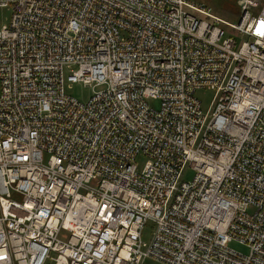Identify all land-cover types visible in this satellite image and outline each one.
I'll list each match as a JSON object with an SVG mask.
<instances>
[{
    "label": "built area",
    "instance_id": "2783aa9c",
    "mask_svg": "<svg viewBox=\"0 0 264 264\" xmlns=\"http://www.w3.org/2000/svg\"><path fill=\"white\" fill-rule=\"evenodd\" d=\"M240 5L238 41L187 0H0V264H264V0Z\"/></svg>",
    "mask_w": 264,
    "mask_h": 264
},
{
    "label": "rangeland",
    "instance_id": "374dc122",
    "mask_svg": "<svg viewBox=\"0 0 264 264\" xmlns=\"http://www.w3.org/2000/svg\"><path fill=\"white\" fill-rule=\"evenodd\" d=\"M191 5L195 6H205L211 11V16L215 19H219V25L224 31L225 35H229L233 38L239 39L240 36L237 35L236 32L232 31V26L235 25L242 13L240 3L242 0H188ZM191 13L195 14L193 10H189ZM253 14L254 13L253 11ZM10 18V10L6 8H0V27L3 25H7ZM207 19L211 21V18ZM67 76V72L64 73V77ZM64 90L65 93L74 99L85 103L89 100V98L93 94V90L90 87L83 86L82 84H69L65 81L64 83ZM218 90H208V89H201L195 92V97L200 101L201 110L205 117H209L211 114L216 98L218 96ZM148 104L157 109L159 107V102L155 100H148ZM145 157H137L136 163L139 168H142L143 164L145 163ZM195 172L186 167L183 169L181 173V181L182 182H190L192 181ZM249 213L252 211L249 210ZM154 227L151 222H148L142 232L141 238L144 242H149L153 233ZM228 247L242 255H247L249 250L246 246L239 244L238 242L232 241L228 244ZM144 264H159L154 260L147 259L145 260Z\"/></svg>",
    "mask_w": 264,
    "mask_h": 264
},
{
    "label": "bare ground",
    "instance_id": "6f19581e",
    "mask_svg": "<svg viewBox=\"0 0 264 264\" xmlns=\"http://www.w3.org/2000/svg\"><path fill=\"white\" fill-rule=\"evenodd\" d=\"M187 2L189 3V1L187 0ZM190 4V3H189ZM191 5V4H190ZM194 7H196V8H203V9H205V10H209L208 8H206L205 6H195V5H193ZM260 7H261V5H260ZM186 10L188 11V13L190 14V15H192V16H199L198 15V13L195 11V14H193V13H191L189 10H192V9H190V8H186ZM209 14H211V11L209 10ZM257 16V14H253V17L255 18ZM242 17H243V13H241V15H240V17H239V19H238V21H237V23L235 24V25H233L232 26V31H234V32H236L237 33V35L238 36H240V38L239 39H237V38H235V39H237L238 41H241V40H243V39H245V37L243 36V35H241L239 32H238V30H236V28L235 27H237L239 24H240V22H241V20H242ZM200 18L202 19V20H208L207 19V17L206 16H200ZM212 21V20H211ZM219 19H217V26L222 30V28L220 27V25H219ZM222 32H223V34L225 35V33H224V31L222 30ZM261 34V33H260ZM209 90V89H208Z\"/></svg>",
    "mask_w": 264,
    "mask_h": 264
}]
</instances>
